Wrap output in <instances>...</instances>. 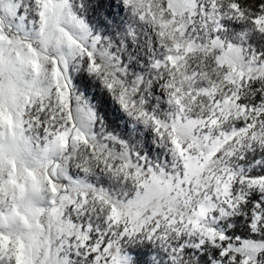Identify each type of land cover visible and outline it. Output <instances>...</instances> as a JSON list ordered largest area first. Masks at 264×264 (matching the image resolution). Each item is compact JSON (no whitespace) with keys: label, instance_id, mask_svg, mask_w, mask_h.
Here are the masks:
<instances>
[{"label":"snow or ice","instance_id":"1","mask_svg":"<svg viewBox=\"0 0 264 264\" xmlns=\"http://www.w3.org/2000/svg\"><path fill=\"white\" fill-rule=\"evenodd\" d=\"M123 3L165 50L154 65L165 119L93 36L90 25L108 26L105 0H0V264H129L124 246L141 238L169 264H264V174L253 171L264 159L241 163L264 153V52L245 47L264 40V0ZM98 85L152 126L170 167L102 134L77 92ZM154 182L168 200L141 206Z\"/></svg>","mask_w":264,"mask_h":264},{"label":"rangeland","instance_id":"2","mask_svg":"<svg viewBox=\"0 0 264 264\" xmlns=\"http://www.w3.org/2000/svg\"><path fill=\"white\" fill-rule=\"evenodd\" d=\"M115 7L121 16H119L118 19H110V22H115L116 27H114L112 23L106 28L90 25L93 36L100 38L101 48L107 49L113 62L118 63V60H123L130 64L128 75H126L125 72L120 73L124 82L130 87L134 86L138 81L140 82V87L134 98L137 101H143L144 110L152 113L159 119H165V113L169 112L170 108L167 104L165 93L155 83L158 70L154 67L157 61L163 59L166 54L165 50L159 46L155 31L126 7L123 0H116L114 9ZM115 16L116 15H114V17ZM75 75L79 76L80 73L76 72ZM84 75H87V73H84ZM150 82L152 86L146 87ZM79 83L80 81L78 80L73 81L74 86H77ZM77 92L80 94L82 90L77 87ZM88 94H90V91L86 92V96ZM120 114L123 120L130 122V124L136 121L141 124L140 131L137 134H142L146 130L148 136H155L154 138H157L161 142L165 156V165L163 168L170 167L172 164L170 150L165 146L163 141L159 139L152 126L144 123L143 120L133 115H129L124 109L120 110ZM93 131L95 132V129H93ZM102 177L104 176H99L98 178L94 177L93 179H95V181L92 182L99 183ZM106 184L109 186L108 181ZM144 241L145 239L141 238L140 240L126 243L123 254L126 255V250L133 242L140 243Z\"/></svg>","mask_w":264,"mask_h":264},{"label":"trees","instance_id":"3","mask_svg":"<svg viewBox=\"0 0 264 264\" xmlns=\"http://www.w3.org/2000/svg\"><path fill=\"white\" fill-rule=\"evenodd\" d=\"M115 3L116 0H105V4L109 6L107 8V27H109L111 23L116 27V23L110 22V19H118V17L121 16L116 7L114 9ZM114 15L116 16L114 17ZM224 26L230 32H238L243 29V25L235 21H224ZM245 47L248 48L250 53L253 49L256 52H264V40H260L253 35L247 40ZM114 65L119 69V72H125V74L128 75L130 64L126 63V61L118 60V63L114 62ZM88 91H90V94L87 96V91H82L80 94H82L84 99L89 102L90 106L95 111L98 127L102 129V134L119 141L122 149L137 156L141 162L146 163L148 166H152L154 169L157 167L163 168L165 165V156L161 142L157 138L155 139V136H148L146 130L142 134H137L140 131L141 124L138 121L130 124V122L123 120L120 114V110L123 109V107L114 101L112 96L107 90L103 89L102 86L98 85ZM262 159H264V153L257 151L249 154L248 158L242 161V165L247 168L254 164L255 161ZM253 171L264 174V166L254 167ZM93 178L94 177H92L91 180L95 181ZM106 182V177H102L99 184L108 187ZM125 256L129 264H169L168 254L164 246L160 242L153 240L145 239L144 242H133L126 250Z\"/></svg>","mask_w":264,"mask_h":264},{"label":"clouds","instance_id":"4","mask_svg":"<svg viewBox=\"0 0 264 264\" xmlns=\"http://www.w3.org/2000/svg\"><path fill=\"white\" fill-rule=\"evenodd\" d=\"M168 187L159 182L150 183L142 193V199L138 202L141 206H150L153 202L167 201L169 198Z\"/></svg>","mask_w":264,"mask_h":264}]
</instances>
